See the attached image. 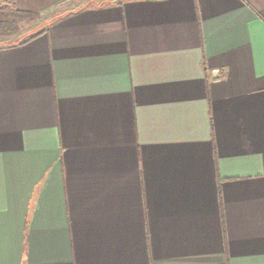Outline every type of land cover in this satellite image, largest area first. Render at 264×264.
<instances>
[{
  "label": "crops",
  "instance_id": "crops-1",
  "mask_svg": "<svg viewBox=\"0 0 264 264\" xmlns=\"http://www.w3.org/2000/svg\"><path fill=\"white\" fill-rule=\"evenodd\" d=\"M67 1L0 34V264H264V0Z\"/></svg>",
  "mask_w": 264,
  "mask_h": 264
},
{
  "label": "trees",
  "instance_id": "trees-1",
  "mask_svg": "<svg viewBox=\"0 0 264 264\" xmlns=\"http://www.w3.org/2000/svg\"><path fill=\"white\" fill-rule=\"evenodd\" d=\"M38 16L37 13L18 9L14 0H0V34L6 35L13 32L17 29L18 23L32 21Z\"/></svg>",
  "mask_w": 264,
  "mask_h": 264
},
{
  "label": "rangeland",
  "instance_id": "rangeland-1",
  "mask_svg": "<svg viewBox=\"0 0 264 264\" xmlns=\"http://www.w3.org/2000/svg\"><path fill=\"white\" fill-rule=\"evenodd\" d=\"M20 23H18L19 26H17V29L16 30H14L13 32H10V33L6 34L8 36L9 35H14L15 38H12V40L15 41V42L20 40L19 35H22V34L25 35L24 33L29 32V30L32 29V25L29 24L30 21H24L23 24L25 23V25H22Z\"/></svg>",
  "mask_w": 264,
  "mask_h": 264
},
{
  "label": "built area",
  "instance_id": "built-area-1",
  "mask_svg": "<svg viewBox=\"0 0 264 264\" xmlns=\"http://www.w3.org/2000/svg\"><path fill=\"white\" fill-rule=\"evenodd\" d=\"M92 0H68L66 3L60 5L59 10H65L79 3L90 2Z\"/></svg>",
  "mask_w": 264,
  "mask_h": 264
}]
</instances>
